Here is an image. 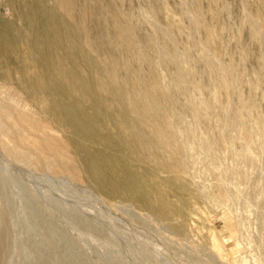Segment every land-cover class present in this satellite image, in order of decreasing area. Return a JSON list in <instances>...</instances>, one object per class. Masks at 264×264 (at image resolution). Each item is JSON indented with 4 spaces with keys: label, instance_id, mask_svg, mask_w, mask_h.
Returning a JSON list of instances; mask_svg holds the SVG:
<instances>
[{
    "label": "rangeland",
    "instance_id": "1",
    "mask_svg": "<svg viewBox=\"0 0 264 264\" xmlns=\"http://www.w3.org/2000/svg\"><path fill=\"white\" fill-rule=\"evenodd\" d=\"M92 12L114 23L106 28V35L114 37L102 55L86 42ZM51 16L57 18L65 48L77 52L72 59L97 61L92 62L99 71L92 74L87 67L86 74L94 77L93 85L100 84L93 90L102 96L93 93L103 113L115 112L119 124L125 123L120 112L138 126L147 122L142 132L153 152L141 146L143 159H128L149 173L171 202L161 205L166 216L153 210L129 213L98 207L100 202L77 192L85 196L80 203L93 205L95 220L105 221V233L75 226L56 209L57 245L49 247L40 233L27 230L28 217H14L11 235L17 242L9 243L3 264H264V0H0V28L17 43L0 42V102L20 73L35 80L34 73L44 71L34 36ZM72 40L78 43L75 48ZM41 95L38 103L43 99L47 109ZM32 102L27 104L35 107ZM8 164L10 172H25ZM52 187L59 195L66 191L62 202H74L72 195L79 198L64 186ZM103 208L115 212L104 210L105 215Z\"/></svg>",
    "mask_w": 264,
    "mask_h": 264
},
{
    "label": "bare ground",
    "instance_id": "2",
    "mask_svg": "<svg viewBox=\"0 0 264 264\" xmlns=\"http://www.w3.org/2000/svg\"><path fill=\"white\" fill-rule=\"evenodd\" d=\"M91 3L92 2H90V5H92ZM106 4V6L110 5V3ZM86 5L88 6V4ZM92 9L93 8L90 10ZM83 12L81 13L83 14ZM102 12H97V14L92 12L94 15H90L92 17L90 24L91 26H86V29L84 27L86 33L85 37L88 40L85 41L94 45L100 55L104 54L106 51L105 49L107 48L106 46L110 47L109 43H112L110 38L112 35L110 37L106 35V28L109 24L107 20L108 17L107 19L104 18L105 16L102 17L103 14H99ZM110 12L112 11L110 10ZM50 19V22H48L49 24L46 23V21H43L40 25L38 24L39 28H37V35L34 36L35 52L38 59L42 63L44 71H40L42 73H34L35 80L32 78V80H30L25 75L20 73V77L18 76V79L15 81V87L8 90L6 92V99L2 98L3 101L0 102V264H3L9 243H11V240L12 242L14 240V238L12 239L11 235L14 217H16V219L18 218V220H24L25 217H28V223L25 222L27 223L25 224L27 225V230H29L31 233L35 232V234L40 233L41 236L45 238V244L47 243L49 247H54L57 245L55 238L57 225L55 219L57 217L58 210L61 212V215H64L68 218L67 220H71L75 226H79L86 231H96L103 233L106 228L105 221L99 222L95 220L94 211L96 210L90 208L93 207V205H84L85 203L79 202L82 201L85 196L90 197V200L93 198L95 201L100 202L98 207H102V205L104 208L105 206H112L121 211L125 210L129 213L138 212L141 214H145L146 211L149 212L153 210L158 214V216L167 215L165 214V208L162 209L161 205L169 202V200L166 201V199H168V193L165 194L166 192L161 191L164 192L165 195L160 194L158 188L154 185L153 179L149 178V173L147 174L138 164H131L128 159V157H131L133 160H141L143 159V155H146L143 154V152H145L144 150H147L148 147L146 148V145L149 144V142L151 143V141L146 136V134L143 133L146 126H142L147 124V120L144 121L146 123L143 125L141 124L142 126H138L137 123L134 124L135 122H130L127 119L128 116L125 115V113L120 112L119 116L125 121V123L123 122L124 124H119V118L114 111L113 112L115 115H113L114 113H106L108 110L106 111L105 109L104 113H106V115L110 114L111 116L108 115L109 117L103 113V109L99 104V100L97 99L96 95H94V93H97L93 90V86H96L97 88L100 84H97L98 82L96 81V83L95 80H93L96 83L93 85L92 79L94 77H91L90 74H86L87 67H89L90 69L88 70H92L94 74L96 73V70L97 72L99 71L97 68L95 70V64L92 62L93 60L95 61V59H91V61L86 60V56H83L85 59H81L83 57H77L78 59L80 58V60L77 59L78 61L74 60V58L72 59V56H74V54L77 52L75 49H73V52H70L68 48H65L63 45L64 38L61 36L62 33L60 35L56 26L57 24L55 25V23H57V18L51 16ZM114 19H117V17H114ZM115 21L119 22V20ZM112 24H109V26H114V23ZM1 28L0 42L2 41V43L16 46V39L14 37H9L10 32H7L9 34H7V36L6 30H4V32ZM77 34H79V32ZM66 38L68 39V37ZM115 38L113 39L115 40ZM75 42L73 41L71 43L72 48L77 46L78 43ZM90 44L88 45L90 46ZM102 44H104L105 47L102 46ZM94 50L96 51V49ZM77 51L79 52V50ZM113 54H115V52ZM6 61L7 60H5V62ZM119 61L121 60L119 59ZM95 62L97 63V61ZM41 63L39 62V66ZM118 63L120 62H117V65ZM123 63H125V61ZM30 65L32 66L31 63ZM109 66L112 65H108V67ZM97 67L101 68L99 66ZM33 72L34 71H32V74ZM117 74L118 72H116V76ZM97 75L96 77L98 78L99 75ZM46 77H49L54 81L47 82L48 80H46ZM118 77L119 76H117V78ZM3 78H7V74L3 76ZM99 79L98 81L101 83V79ZM120 86L122 88L123 85ZM133 87L137 86L134 85ZM119 88H117L118 91L121 90V88ZM111 89L112 88H110V90ZM123 91L126 92L124 89ZM21 92L26 94L25 96L28 98L29 102L33 101L35 103L34 104L32 102L35 107L33 105V107H31L29 104H27L28 100L24 99L22 97L23 95L21 96ZM128 92L130 93V90ZM128 92L126 93L128 94ZM104 93L105 92H103V95ZM40 94H43L41 96H44L47 99V109L44 108L43 99H39L38 103ZM112 94L113 93H111V96ZM100 96L102 95L100 94ZM124 96V98H126V95ZM107 101L109 100L106 99V102ZM116 101L117 100H114V102ZM137 103H139V101ZM142 103L143 102H141V104ZM123 104L124 103L121 105ZM136 109L138 108L136 107ZM129 110L132 111V107ZM129 110L124 111L127 113ZM49 112H51L54 117H49ZM139 114L141 116L142 113L139 112ZM137 115L138 114L135 116ZM142 116L144 115L142 114ZM113 119H117L118 121ZM140 122L142 123V121H139L138 123ZM150 124L152 127H154L152 123ZM150 124L148 123L147 126L151 128ZM141 127L143 130H141ZM160 129L162 132V128ZM160 129L156 130L162 134ZM148 130L150 129L148 128ZM157 131H154L153 133H156L160 136ZM141 146H145L146 149L143 150ZM151 148L152 147L148 148V150L151 151L153 149ZM148 150L146 152L150 153ZM154 154L152 153V155ZM151 156L148 157L150 158ZM154 156H157V154ZM154 158L155 157L151 158V161ZM8 161H12L13 164L16 163V165L24 169L22 171L20 168L18 171L25 172L21 174L13 173L14 170H12V167L10 170L13 172L8 171L7 168H10L8 166ZM5 163L8 164L7 167ZM43 183L46 186L44 190L41 189ZM52 185H54V187L64 186V190H66L65 188L72 190V194L74 191L76 193L80 192L85 196H82V198L80 197V194L77 193L79 198L74 197V195H72L73 197L71 198L74 199V202L76 203L70 201L62 202L63 200L61 195H65L64 193H66V191L62 194L60 193L59 195L57 193L58 189L55 190ZM10 186L12 188H10ZM8 189L13 190L12 192L15 194H11ZM60 189H62V187L59 188V190ZM68 190V193L71 192ZM68 195H71V193ZM76 198L78 199L75 200ZM80 198L81 200H79ZM16 201H18V203ZM86 201L87 200L85 199L84 202ZM91 202H88L87 204ZM98 207L96 206V208ZM104 208L101 210L102 212L106 210ZM56 209L58 210L55 211ZM111 209L110 211L112 213L115 212ZM97 213H100V210ZM103 213L105 214L106 212ZM17 228L18 226L15 227V229ZM18 229L20 230V228ZM14 241L17 242L16 239ZM15 244H13L14 248L17 245Z\"/></svg>",
    "mask_w": 264,
    "mask_h": 264
}]
</instances>
